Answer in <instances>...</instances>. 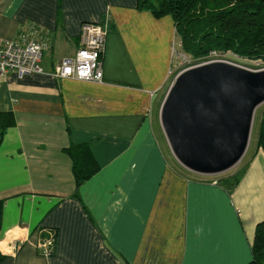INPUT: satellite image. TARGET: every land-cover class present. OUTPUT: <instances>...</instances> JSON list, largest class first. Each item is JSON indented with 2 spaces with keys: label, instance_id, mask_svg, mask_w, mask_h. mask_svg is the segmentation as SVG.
<instances>
[{
  "label": "crops",
  "instance_id": "0c3cea01",
  "mask_svg": "<svg viewBox=\"0 0 264 264\" xmlns=\"http://www.w3.org/2000/svg\"><path fill=\"white\" fill-rule=\"evenodd\" d=\"M139 0H0V46L33 27L42 74L0 77V264H248L264 221V152L205 177L174 158L160 110L175 70L172 16ZM107 23L102 83L60 79L82 25ZM93 142L100 171L78 187L71 145ZM245 170L229 189L222 178ZM56 233L51 257L40 250ZM5 247H4V246ZM5 248V249H4Z\"/></svg>",
  "mask_w": 264,
  "mask_h": 264
},
{
  "label": "water",
  "instance_id": "95a60500",
  "mask_svg": "<svg viewBox=\"0 0 264 264\" xmlns=\"http://www.w3.org/2000/svg\"><path fill=\"white\" fill-rule=\"evenodd\" d=\"M263 105L264 69L211 61L176 75L160 110V124L184 169L217 177L245 158L256 112Z\"/></svg>",
  "mask_w": 264,
  "mask_h": 264
},
{
  "label": "trees",
  "instance_id": "16d2710c",
  "mask_svg": "<svg viewBox=\"0 0 264 264\" xmlns=\"http://www.w3.org/2000/svg\"><path fill=\"white\" fill-rule=\"evenodd\" d=\"M138 8L157 19L172 16L182 51L197 60L211 52L236 54L245 59L264 63V0H139ZM13 112H0V146L7 131L14 127ZM93 142L71 145L66 151L74 162L78 187L100 171L93 152ZM257 146L264 152V110ZM245 170L222 178L229 189L241 181ZM4 201L0 200V231ZM6 256L0 253V263ZM248 264H264V221L257 226Z\"/></svg>",
  "mask_w": 264,
  "mask_h": 264
},
{
  "label": "built area",
  "instance_id": "2783aa9c",
  "mask_svg": "<svg viewBox=\"0 0 264 264\" xmlns=\"http://www.w3.org/2000/svg\"><path fill=\"white\" fill-rule=\"evenodd\" d=\"M108 32L109 26L105 22L84 23L76 54L62 59L55 68L54 76L60 79L102 83ZM46 50H49V44L38 40L35 28L22 30L17 38L0 46V77L15 74L19 79H23L32 74H42L41 60ZM217 53L211 52L203 58V63L222 61L217 58ZM43 234L40 250L44 256L51 257L56 249V233L44 231Z\"/></svg>",
  "mask_w": 264,
  "mask_h": 264
},
{
  "label": "rangeland",
  "instance_id": "374dc122",
  "mask_svg": "<svg viewBox=\"0 0 264 264\" xmlns=\"http://www.w3.org/2000/svg\"><path fill=\"white\" fill-rule=\"evenodd\" d=\"M177 38H178V41L174 45V55H175V60H176L175 61V70L172 73V78H171L172 80L171 81L174 80V78L176 77V75L180 71L186 69L187 67H191V66H194V65L202 64L203 60H204V59L197 60V59H195L193 57H190V56L186 55L182 51L181 42H180V39H179L178 36H177ZM217 58L219 60L231 62V63L243 66V67L251 69V70L264 69V63L263 62L254 61V60H250V59H245L243 57H240V56H238L236 54H232V53L218 52L217 53ZM263 110H264V105L261 106L256 112L255 119H254L253 131H252V137H251V142H250V146H249V149H248V153L249 152L253 153L254 150L257 147L259 128H260V123H261V117H262ZM239 166H240V164L235 169H233L232 171H230V172H228L226 174H230L232 172H236L238 170V168H240ZM222 176H225V174L222 175ZM0 248H2V247L0 246Z\"/></svg>",
  "mask_w": 264,
  "mask_h": 264
}]
</instances>
